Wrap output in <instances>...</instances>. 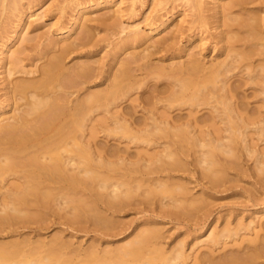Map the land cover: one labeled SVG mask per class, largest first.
Here are the masks:
<instances>
[{"label": "bare ground", "instance_id": "1", "mask_svg": "<svg viewBox=\"0 0 264 264\" xmlns=\"http://www.w3.org/2000/svg\"><path fill=\"white\" fill-rule=\"evenodd\" d=\"M52 1L40 14V0H0V264H264V207L236 206L235 225L232 209L208 224L202 212L188 246L164 245L174 232L157 220L181 224L241 176L264 190V1L179 0L174 16L154 0L125 28L124 0ZM127 2L134 18L145 1ZM100 42L110 51L96 59ZM256 186L244 191L258 208ZM144 202L156 217L115 220ZM50 224L133 227L101 248L63 228L47 240Z\"/></svg>", "mask_w": 264, "mask_h": 264}, {"label": "rangeland", "instance_id": "2", "mask_svg": "<svg viewBox=\"0 0 264 264\" xmlns=\"http://www.w3.org/2000/svg\"><path fill=\"white\" fill-rule=\"evenodd\" d=\"M40 1H42L40 4H39V6H41V8L36 12V13H42V12H45L46 14H48L47 12H48V10L50 9V8H48L50 5L52 6V4H54V2L52 1V0H40ZM59 1H62V0H59ZM71 1V0H70ZM72 1H74V0H72ZM76 1H79V0H76ZM81 1V0H80ZM114 3L115 2H117V3H119V1L120 0H112ZM125 2L123 3V5H122V10H123V17L120 19L121 21H122V26H124V28L126 27V26H128L129 24H132V23H141L142 21H143V17H145L149 12H150V9H152L151 7L152 6H154L153 5V3L155 4V1L154 0H144L145 2H144V5L142 6L143 8H141V7H139V8H136V10H138V11H136V13L138 12V15L137 14H135L136 15V17H134V18H132V16L131 15H129L130 14V11H128L127 10V7L129 6V2H127L126 3V1H128V0H124ZM171 0H165V2L164 3H167V2H169V3H167L166 5L164 4H162V8L161 7H158V8H160V11H159V9H158V12H157V14L158 15H162V14H164V12L166 11L167 12V9L166 8H168V11H170V8L172 9V7L173 6H175L176 8L174 9V10H172L171 11V13L173 12V14H174V16H176V15H178L179 13H181L183 10H188V7H186L185 5H184V2L182 3V2H180L179 0H177V2L175 3L173 0L170 2ZM206 3H207V5H208V7H212V5H213V3L211 2L212 0H204ZM262 1V0H261ZM264 1V0H263ZM25 2L26 1H23V4H25ZM172 2H173V5H172ZM181 3V4H180ZM209 3V4H208ZM169 4H171V6L169 5ZM180 4V5H179ZM177 5V6H176ZM137 6H139V5H137ZM163 6H165V7H163ZM47 8H48V10H47ZM129 8V7H128ZM141 8V9H140ZM163 8H165V10H164V12H163V10H162V13H161V9H163ZM47 10V11H46ZM125 10H127V11H125ZM165 12V13H166ZM255 12H257V11H255ZM170 13V12H169ZM96 14V13H95ZM97 14H101V11H99V12H97ZM52 16L51 17H53V16H55V12H53L52 14H51ZM92 15H94V14H91V16ZM184 15H187V16H191V13L188 11L187 13H184ZM49 16H50V14H49ZM51 17H48V18H46L47 19V21H46V24L47 23H49L50 21H52V19H51ZM67 16H65L64 17V21H65V18H66ZM131 17V18H130ZM123 19V20H122ZM190 19V18H189ZM188 18H187V20H189ZM45 20V19H44ZM54 21V20H53ZM62 21H63V19H62ZM140 21V22H139ZM142 26H144V23L142 22L141 23V27ZM263 28H264V26H263ZM43 31H45V29H42L41 31H39L38 33H42ZM108 33L109 32H107V34L105 33V32H103V31H101V32H99V34H98V37H100L101 39H104L105 38V36L106 35H108ZM110 34V33H109ZM107 37V36H106ZM112 39L113 40H111V41H113V42H116V40H117V37H112ZM115 39V40H114ZM100 45H99V47H97L96 48V50L98 51V53H96V59L98 58V59H100V58H103V57H105V54L107 53V52H109L110 51V48L109 47H107L106 46V44H107V42H100L99 43ZM102 44H104V46H102ZM105 46L107 47L106 49H105ZM104 47V48H103ZM110 47H112V46H110ZM102 49V50H101ZM103 49H105V50H103ZM101 51V52H100ZM106 59V58H105ZM68 62V64H70L71 62H70V60H68L67 61ZM70 62V63H69ZM74 62V61H73ZM18 77H20V76H18ZM100 138V137H99ZM102 138V137H101ZM100 141H101V139H99ZM112 142V141H111ZM110 142V143H111ZM254 143L256 144V149H262V148H264V144L263 143H260V142H258L257 140H255L254 141ZM112 144H113V142H112ZM121 147H122V145H121ZM135 148H133V146L131 147V149H130V154L131 155H133V154H135L136 152H135ZM144 150V149H143ZM134 151V152H133ZM150 151V150H149ZM133 152V153H132ZM149 153H152V151H150ZM248 160H246V163H245V168H248V167H250V164H251V166H252V162H248ZM198 171V169H195V171L194 172H196L197 174L199 173V172H197ZM180 174V173H179ZM178 174V175H179ZM197 174H195V178H193V177H191L193 180H195V179H198V177L196 178V175ZM181 175V174H180ZM187 177V178H186ZM182 178L183 179H185L186 181H188V178H190V177H188L187 176V174L185 173V175H183V173H182ZM190 178V180L191 181H193L192 179ZM199 180V179H198ZM194 182V181H193ZM196 182H198V181H196ZM205 182V181H204ZM199 184H203L202 183V181L200 182H198ZM252 183H254L255 184V186H256V182H255V180H253V178H251V177H249V176H241V178H240V180L237 182V183H233V184H227V185H225L224 187H228V189L229 190H231V191H229L228 189V191L226 192V191H224V193L223 192H220V191H223V189H226V188H223V187H221V188H218V190H219V192H216V194L214 193V191L216 190V191H218L216 188H215V190H213V192L212 191H210L209 192V190H207V193L209 192V194L211 193V195L213 196L212 198H210L211 199V201H214L213 203L212 202H210V199H207V200H209V203L207 202V200H206V203H207V205H208V208L206 207L207 205H206V203H201V205H197L198 206V208L196 209V210H194V209H192V212H194V213H192L191 211H188L189 213H186V214H184V213H182L181 212V216H180V214H179V218L181 217H183L182 218V220H181V218H180V220L181 221H179L181 224H179V223H177L176 221L174 222H170V220H167V218H158L157 220H158V222L159 223H161L163 226L162 227H164L163 229H164V231L166 232V231H171V233L172 232H174V233H172V234H174V235H172V237L169 239V238H167L165 241H164V245L165 244H167V245H170V246H173L174 244H176V240H177V242H178V239L177 238H180L179 239V241H183L184 240V243H185V245L186 246H188V245H191L192 244V241H193V238L195 237V236H198V235H200V233H198L197 234V232H200L199 230H197V227L196 226H194V224H195V222H196V220L198 221V222H200L203 218H202V216H201V214L203 215V213L204 214H206V213H208V211L210 212L211 211V209H212V213H211V216L212 217H210L209 216V220L207 221V223L206 224H208L212 219H214L215 217H217V216H225L226 215V213H229L230 211V209H232L231 210V212L232 213H236V214H232L231 213V218H230V221H231V223L232 222H234V225H235V220L237 221V218L235 219L234 217H235V215H238L239 214V212H241V210H238L239 209V207L241 206V207H243V208H245V207H247V209H246V213H244V214H242V216H245V218L250 214V213H252L253 212V210L255 211V210H258V209H260V208H262V207H264L263 205L264 204H261V202H259V205H257V206H259L258 208L257 207H255V206H252V203L253 202H247V197H248V194L247 193H245V189H247V190H249L250 189V187H251V184ZM235 184V185H234ZM194 186V185H193ZM192 185H191V187H193ZM260 185L257 183V186H256V188L258 189V190H260L259 192H258V196H262V197H260V199H264V190H263V188H262V185H261V187H259ZM231 187H233V189H231ZM223 188V189H222ZM260 188V189H259ZM199 189V190H198ZM198 189L196 190V188L194 189V192L196 193L195 195H199L198 194V192L200 191V187H198ZM245 190V191H244ZM263 190V191H262ZM263 194H262V193ZM245 193V194H244ZM259 193H261L262 195H259ZM213 198H214V200H213ZM217 198V199H216ZM234 198V199H233ZM157 200L159 199V197H157L156 198ZM215 199L216 200H218V201H215ZM233 199V200H232ZM157 200H155V203H154V200L152 201L153 203H151V204H153V206H151L152 207V209H153V211H155V212H153L152 211V209H151V207H149V206H147V204L148 203H145L144 202V205H143V209L145 210V211H147V212H145V213H147L148 215H146L144 212V214H139V213H136L137 211L139 212L142 208H141V206H139L138 208H136V206L134 207V209H133V206H131L132 207V209H131V207H128V208H126V213H123V212H125V211H123V212H121L117 217H116V219L115 220H117V218H118V221H121V219H122V221H124L125 223L127 222V221H125V220H130V221H132L133 222V220L134 221H136V222H134V223H132L131 222V224L134 226V225H136L137 223H139L138 221H139V219H141V216L142 215H145V217H156V216H154V215H157V214H154L153 215V213H158L157 212V210H158V208H157V205H158V202H159V200L157 201ZM232 200V201H231ZM234 200L236 201V204L238 203L239 205H236V204H233L232 205V203H235L234 202ZM231 201V202H230ZM242 202V205H240L241 204V202ZM216 202V203H215ZM212 204V206H210V209H209V204ZM146 204V205H145ZM205 204V207L203 206ZM210 204V205H211ZM243 204H245V205H243ZM148 205H150V204H148ZM227 205V206H226ZM234 205H235V207H234ZM261 205V206H260ZM145 206V207H144ZM203 206V207H202ZM232 206V207H231ZM236 206H239L238 207V209H237V207ZM150 209H148V208ZM156 207V208H155ZM228 207H229V209H228ZM233 207H234V209H233ZM248 207H250V208H248ZM140 208V209H139ZM225 208V209H224ZM142 209V210H143ZM149 211H148V210ZM157 209V210H156ZM198 209H199V213H198ZM202 209V210H201ZM221 210V212H220V210ZM128 210V211H127ZM143 210V211H144ZM194 210V211H193ZM215 210L217 211L216 213H218V214H216L215 213ZM228 210V211H227ZM236 210H238V211H236ZM132 211V212H131ZM151 211V212H150ZM159 211V210H158ZM174 211V210H173ZM175 211H177L176 209H175ZM181 211H184V210H181ZM226 211V212H225ZM251 211V212H250ZM153 212V213H152ZM178 212V211H177ZM179 212H180V208H179ZM203 212V213H202ZM223 212V213H222ZM249 214H248V213ZM214 213V214H213ZM220 213H222L221 215H220ZM183 214H184V216H183ZM191 214V215H190ZM193 214V215H192ZM197 214V215H196ZM138 215V216H137ZM209 215H210V213H209ZM240 216V215H239ZM163 217V216H162ZM184 217H186L185 219L186 220H184V222H182L183 221V219H184ZM203 217H204V215H203ZM207 217V215H205V218ZM125 218V219H124ZM178 218V219H179ZM193 218V219H192ZM202 218V219H201ZM124 219V220H123ZM137 219H138V221H137ZM166 221H165V220ZM169 219V218H168ZM162 220V221H161ZM233 220V221H232ZM130 221L129 222H127V223H130ZM188 221H189V223H190V221L192 222V223H188ZM169 222V223H168ZM171 223V224H170ZM174 223H175V226H173L174 225ZM177 223V224H176ZM186 223H188V224H186ZM201 223V222H200ZM224 223L225 222H223V223H221V219H220V221L218 222V225L219 224H221V227L224 225ZM186 224V225H185ZM63 225V224H62ZM67 225H69V224H67ZM66 224H65V228L66 229H68V230H64V225H63V227L62 226H58L57 227V225H52L51 226V224H50V227H49V229H47L45 232H43V231H41L40 233L42 234L43 233V236L44 237H46L47 238V240L48 239H50V237L52 236V235H55L58 231H60V230H62V228H63V231L65 232V233H67V234H65L64 233V235H66V236H68V235H75V239H74V241H83L82 242V245L84 246V247H86V245L88 244V243H90L91 241L92 242H94L93 240H95L97 237L96 236H98V235H101V236H99L98 238L100 239L101 238V241H100V247H101V244H102V247L101 248H103V247H106V242L107 243H109L108 245H112V247L114 246V244H119L120 242H121V240L122 239H124L131 231H132V225H130V226H132L131 227V229H128L129 231H127L126 233H123V234H119V232H118V230L120 229V231L123 229H121V228H119V227H116L115 228V230L114 229H111V230H114L113 232H114V234L117 232L118 234H117V236L116 235H114L113 233H112V231L111 232H109V230H105L106 232V234L108 235L109 233H112L113 234V236H115L114 238H113V236H111L110 234H109V236H107L106 234L104 235L103 233H104V231H103V229H101L100 230V233H98V229L99 228H96V230H95V228H94V230L92 231V229L90 228V231L88 230L89 228V225H85V227H84V229L83 228H81V227H78V226H76V230H74L75 228H73L72 227V225H71V227H70V225L68 226V228L66 227L67 226ZM168 225V226H167ZM191 225H193V226H191ZM234 225H232V226H234ZM166 226V227H165ZM186 228H185V227ZM71 228V230H72V228H73V230L72 231H70L69 229ZM74 227H75V225H74ZM92 227V226H91ZM127 227V226H126ZM175 227H177V232L175 233ZM53 228V229H52ZM58 228H60V229H58ZM78 228L80 229V231L78 230ZM88 228V229H87ZM130 228V227H129ZM192 228H194L193 230L195 231V230H197V231H193V230H191ZM85 229H87L86 230V233H85ZM170 229V230H169ZM188 229V231H189V229H190V234L188 233V235H187V233H186V230ZM54 230H56V232L54 231ZM78 230V231H77ZM117 230V231H116ZM173 230V231H172ZM72 232L71 234H70V232ZM97 231V232H96ZM101 231H102V233H101ZM191 231H193V233H195V234H193L192 233V235H191ZM122 232H124V230L123 231H121V233ZM202 232V231H201ZM78 233V234H77ZM166 233H168V232H166ZM52 234V235H51ZM169 234V236L171 235L170 233H168ZM168 234H165V235H168ZM3 236H5L6 234H2ZM45 235H47V236H45ZM51 235V236H50ZM80 235V236H79ZM107 236V237H105V238H107V239H105L104 237L102 238V236ZM123 235V236H122ZM191 235V236H190ZM48 236H49V238H48ZM120 236V237H119ZM53 237V236H52ZM51 237V238H52ZM96 237V238H95ZM108 237H110V238H108ZM116 237H119V238H116ZM183 237V238H182ZM94 238V239H93ZM97 238V239H98ZM248 238V237H247ZM77 239V240H76ZM93 239V240H92ZM89 240V241H88ZM103 240V241H102ZM104 240H105V243H104ZM173 240V241H172ZM88 241V242H87ZM110 241V242H109ZM116 243H115V242ZM91 242V243H92ZM175 242V243H174ZM112 243H114V244H112ZM105 244V245H104ZM104 245V246H103ZM107 245V246H108Z\"/></svg>", "mask_w": 264, "mask_h": 264}]
</instances>
